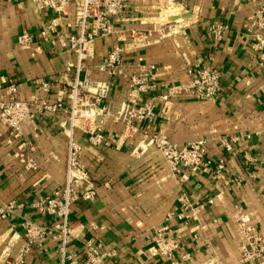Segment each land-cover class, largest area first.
I'll return each instance as SVG.
<instances>
[{
  "label": "crops",
  "instance_id": "obj_1",
  "mask_svg": "<svg viewBox=\"0 0 264 264\" xmlns=\"http://www.w3.org/2000/svg\"><path fill=\"white\" fill-rule=\"evenodd\" d=\"M126 1L122 19L110 35L94 41L80 73L111 85L100 145L81 127L71 135L63 115L42 114L23 123L21 148L0 125V204H14L9 216L0 217V264L16 257L26 221L49 234L32 247L24 264H86L89 240L100 245L99 264H239L243 224L264 241V28L249 25L264 0ZM73 22V6L57 15L37 9L32 0H0V99L6 100L5 87L16 83L20 99L68 100L77 59L61 50L57 34H70ZM212 25L222 26L220 38ZM23 33L31 34L34 44H19ZM116 48L121 64L101 70ZM202 69L222 75L216 100L189 93L164 97L171 86L188 83ZM143 73L156 77V87L141 93L154 101L156 117L136 128L120 113L131 97L132 78ZM40 80L51 82L50 92ZM158 130L179 145L204 140L211 166L176 174L148 139ZM225 135L238 138L234 153L222 147L219 138ZM71 137L81 147L78 183L73 184L79 194L71 206L66 245L74 263L63 256L60 230L54 227L59 218L33 206L73 180ZM223 156L222 178L216 173ZM30 158L36 166L27 169ZM161 229L177 242L170 255L157 245ZM254 264H264V256Z\"/></svg>",
  "mask_w": 264,
  "mask_h": 264
},
{
  "label": "built area",
  "instance_id": "obj_2",
  "mask_svg": "<svg viewBox=\"0 0 264 264\" xmlns=\"http://www.w3.org/2000/svg\"><path fill=\"white\" fill-rule=\"evenodd\" d=\"M37 9H51L57 15H65L70 6L74 7L73 30L70 34H57V41L62 51L72 52L76 59V78L70 84L68 100L57 98L50 101L47 97L33 95L29 99L18 97V85L11 83L7 89V99H0V125L8 128L13 141L18 147H24L22 138V124L34 120L42 114L63 115L66 122L70 123L71 135L73 128L81 127L90 133V140L95 145L103 142L104 136L101 131L103 126V115L108 113L109 105L105 101L110 96L111 85L105 82H93L88 77H80V73L92 56L94 41L112 33L114 24L120 21L127 8L126 0H32ZM251 27L257 30L264 28V6L258 8L250 16ZM212 32L216 37H221L222 26L212 25ZM19 44L27 46L34 44L33 36L23 33L18 37ZM122 61V54L119 48L114 49L99 65L101 70H109L118 67ZM222 75L216 69H202L195 71L188 83L171 86L165 98L177 96L181 93H189L195 99L216 100L222 90ZM40 85L45 92H50L52 84L50 81L40 80ZM156 87V77L154 74L143 73L134 76L130 83L131 97L122 104L121 116L125 117L127 125L152 124L155 121L156 113L153 100H145L141 93L151 91ZM4 88L0 85V89ZM134 123V124H133ZM63 125V126H64ZM135 126V125H134ZM1 135V132H0ZM148 139L162 154L165 162L176 173H181L184 169L198 171L209 168L211 159L206 157L205 141L197 140L186 145H179L172 142L161 130L154 131L148 135ZM68 153V170L76 171L73 180L61 189H54L53 192L33 203L36 211L52 215L59 218L54 224L60 230L62 239L63 256L75 262L74 254H67L66 245L70 240V228L68 225L71 206L78 197L77 189L73 184L78 183V172L81 169L79 161L80 145L71 137ZM219 141L227 153H234L238 138L235 136H220ZM224 157V156H223ZM224 158L219 160V177H224L220 172L223 167ZM26 168H34V159L26 161ZM77 174V175H76ZM83 197L89 198L90 194L85 192ZM14 208V204H0V217L6 218ZM24 243L19 249L11 264H24L25 258L32 247L42 242L48 236L49 230L46 227L33 222L26 221L24 224ZM163 229L157 233V245L162 253L170 255L172 249L177 246L173 239H166ZM244 241L242 243V258L239 264H254V262L264 256V241L262 236L251 226L242 225ZM100 245L92 240L86 246V264H99L102 261L103 253L100 252Z\"/></svg>",
  "mask_w": 264,
  "mask_h": 264
}]
</instances>
